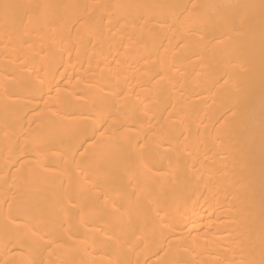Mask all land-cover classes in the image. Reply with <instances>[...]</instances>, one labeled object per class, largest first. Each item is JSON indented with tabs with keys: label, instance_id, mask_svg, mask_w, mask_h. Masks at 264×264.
<instances>
[{
	"label": "bare ground",
	"instance_id": "1",
	"mask_svg": "<svg viewBox=\"0 0 264 264\" xmlns=\"http://www.w3.org/2000/svg\"><path fill=\"white\" fill-rule=\"evenodd\" d=\"M261 260L264 0H0V264Z\"/></svg>",
	"mask_w": 264,
	"mask_h": 264
},
{
	"label": "snow or ice",
	"instance_id": "2",
	"mask_svg": "<svg viewBox=\"0 0 264 264\" xmlns=\"http://www.w3.org/2000/svg\"><path fill=\"white\" fill-rule=\"evenodd\" d=\"M4 7H5V9H7V8L10 7V5L5 4ZM252 264H254V262H252ZM260 264H264V260H261L260 261Z\"/></svg>",
	"mask_w": 264,
	"mask_h": 264
}]
</instances>
